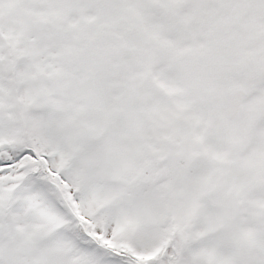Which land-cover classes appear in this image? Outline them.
Returning a JSON list of instances; mask_svg holds the SVG:
<instances>
[{
    "label": "snow or ice",
    "instance_id": "obj_1",
    "mask_svg": "<svg viewBox=\"0 0 264 264\" xmlns=\"http://www.w3.org/2000/svg\"><path fill=\"white\" fill-rule=\"evenodd\" d=\"M0 264H264V0H0Z\"/></svg>",
    "mask_w": 264,
    "mask_h": 264
}]
</instances>
